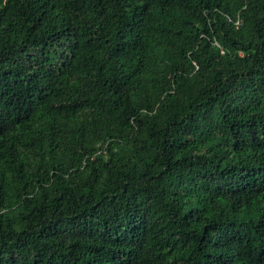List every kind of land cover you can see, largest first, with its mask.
<instances>
[{
    "label": "trees",
    "instance_id": "1",
    "mask_svg": "<svg viewBox=\"0 0 264 264\" xmlns=\"http://www.w3.org/2000/svg\"><path fill=\"white\" fill-rule=\"evenodd\" d=\"M0 264H264V0H0Z\"/></svg>",
    "mask_w": 264,
    "mask_h": 264
}]
</instances>
